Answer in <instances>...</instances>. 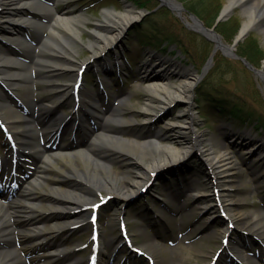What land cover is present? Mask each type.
<instances>
[{"label": "bare ground", "instance_id": "1", "mask_svg": "<svg viewBox=\"0 0 264 264\" xmlns=\"http://www.w3.org/2000/svg\"><path fill=\"white\" fill-rule=\"evenodd\" d=\"M59 1L50 5L46 0H0V43L11 46L9 53L0 49V82L8 89L24 88L20 94L22 101L17 105L22 103L30 108L26 114L17 105L8 107V94L0 90V118L18 148V167L28 176V181L17 178L18 186L11 195L5 191L0 194V264H82L81 258L70 256L80 244L69 243L67 236L84 222L87 212L83 209L97 202L96 192L103 190L106 196L125 202L146 184L137 188V182L131 179L133 173L136 179L145 175L149 181V174L185 163L192 152L204 148L200 147L202 144L210 146L204 150L208 152L204 164L216 199L210 200L199 189L190 195L202 198L200 208L208 212L209 218L214 216V202L226 211L228 222L220 229L222 238H228L229 225L234 222L248 234L264 238L263 209L237 215L232 211L235 200L228 190L233 186L232 174L238 168L232 149L225 141L219 146L212 145L205 134L192 133L194 87L199 77L190 69H180L176 62L169 63L170 60H165L158 72L149 66L142 67L139 82L147 95L140 110L125 108L121 95L116 98L119 107L102 113L96 104L101 100L100 94L84 90L78 80L87 67L96 72L112 71L103 62L104 57L117 49L123 31L137 21L139 14L132 5H127L122 13L105 10L104 21L97 25L94 38L86 45L90 57L77 61L76 45L81 37L78 25L86 19L74 8L58 11ZM173 6L181 14L180 7ZM237 6L243 9L244 17L235 42L256 29L264 35V0H228L222 10L223 18ZM193 20L190 25L196 31L205 28L197 19ZM24 30H31L32 37L21 35ZM205 35L215 44L216 51L235 56L234 46L223 44L216 32L207 31ZM256 74L264 82V72ZM66 76L63 83L53 81ZM41 83H49L50 94L44 104L33 102L39 98L32 96ZM68 103H72V113H59ZM178 104L184 108L169 117V122L156 130L128 137L132 128L153 124L155 118L168 115ZM100 114L107 119H99ZM136 117L141 121L135 122ZM225 130L223 127V137ZM69 133L73 136L62 140ZM245 136L240 135L241 141L246 140ZM256 145L245 148L243 153L258 150L257 160L264 162V139ZM119 162L127 171L119 173L112 169ZM255 175L260 178L257 181L260 187L264 183V170H257ZM2 187L6 188L5 184ZM6 189L8 192L12 185ZM119 242L116 236L108 241L100 239L94 263L105 264L106 247L115 243L116 247ZM156 242L141 249L161 252ZM228 248L241 264L263 262L264 253L258 257L251 255L243 244ZM214 264L234 263L230 260Z\"/></svg>", "mask_w": 264, "mask_h": 264}, {"label": "rangeland", "instance_id": "2", "mask_svg": "<svg viewBox=\"0 0 264 264\" xmlns=\"http://www.w3.org/2000/svg\"><path fill=\"white\" fill-rule=\"evenodd\" d=\"M141 1L144 3L146 0ZM172 1L181 6V14L172 12L168 8L158 7L160 3L157 0L147 1V9L157 8L150 14H146L147 10L139 8L133 0H64L66 4L59 6L58 11H63L68 7L74 8L80 11L86 19L78 25L81 37L77 40L76 45L77 61L90 57L86 45L94 38L97 25L104 21L105 10L122 13L126 10L127 5H132L136 13L139 14L137 21L125 28L119 45L114 51L120 57L121 66L112 67V74H102L101 70L96 72L87 67L82 75V87L84 90L100 92L98 85L102 83V88L110 89L116 96L119 93L126 94L125 108L140 110L146 103L147 95L144 85L139 82L140 72L144 66V63L141 62V55L154 49L156 52H162L163 58L170 60L169 63L176 62L180 69H190L196 77H199L194 87L192 133L205 134V139H209L212 145L219 146L222 141H228L227 144L232 148L234 158L238 160V168L232 174L231 179L233 186L228 190L230 198L235 200L232 204L233 213L237 215L258 209L264 210V183L258 187L257 181L260 178L255 175L257 170H264V162L258 161L256 154L243 153L247 146L256 142L261 144L264 139V82L247 69L239 59L227 56L226 52L220 49L215 52L211 66L202 75L203 67L211 57L215 44L192 28L190 24L194 21L192 17L198 19L205 29L216 32L223 44L234 46L236 57L239 53L244 54L243 57L254 64L255 70L263 72L264 35L260 33L259 29L252 30L236 43V35L243 23V9L237 6L230 15L219 19L228 0H190L192 3L181 0ZM192 4L196 5V9L190 8ZM148 27L151 29H147ZM146 31H151L150 35L158 34L153 42L155 47H143L138 43V37ZM20 33L27 37L33 35L31 30L20 31ZM174 42L175 44H173ZM162 44L164 45L163 50L156 47ZM245 46L252 49L251 52L246 51L243 48ZM9 48L11 51L10 45L0 43V49L3 52L9 53ZM110 55L111 52L104 57L103 62L106 64L111 62L112 65L113 60L109 61ZM150 67L157 72L158 67ZM59 78L53 80L54 83H63L67 76ZM48 84L37 85L41 89L39 93L41 98L37 101L38 103H46L45 100L50 94L47 88ZM2 89L8 91V88L0 82V90ZM23 93L24 88L11 89L10 91L13 96ZM15 99L17 98L15 97ZM113 102L114 99L110 98L108 106H111ZM68 106L69 104L61 108L59 112L67 113ZM238 107L241 109V115H239L245 120L247 119L246 123L233 118V110ZM183 108V104H178L171 112H168V115L155 118L153 124L142 128H132L129 131V137L136 133L143 134L146 131L156 130L158 126L169 122L168 118L176 115L177 111ZM135 120V122L141 121L138 117ZM223 127H226L224 137L221 135ZM239 134L247 135L246 141L241 142L237 139ZM68 137V135H64L63 139ZM188 137L192 138L193 134L189 133ZM206 145L202 144L200 146L204 147L202 150L192 152L185 163L172 168H164L162 173L166 176L165 181L154 177L147 185L146 191L140 192L139 190L135 197L129 198L125 202L109 199L100 206L98 224L100 225L101 239L108 241L111 236H116L119 239L121 236L119 224L122 219L136 245L144 246L150 242L155 244V241L159 240L158 244L162 251L155 253L150 251V254L156 259V264H206L217 252L219 253L217 261L224 262L230 259L228 258L230 252L228 246L238 244L246 245L249 250L253 252L258 250L261 253L264 238L260 239L248 234L243 231L238 222H234L230 223L229 237L226 240L223 239L220 229H223L228 222L225 217L226 211L219 206L220 204L214 202V216L209 218L208 212L200 208L202 198L197 199L190 195V192L199 189L201 190L200 194L209 195L210 200L216 199L213 196L215 193H212L214 192L213 187L204 164V159L207 156V152L204 150L210 147ZM0 155L1 159L11 156V149L3 139H0ZM112 169L119 173L127 171L120 166V162ZM131 179L137 182V188L144 185L147 180L145 175L136 179L134 173L131 175ZM103 195H105V191H97L94 200L101 201L100 196ZM89 207L90 210L86 209L87 213L83 222V224L86 223V226H80L67 236L69 243L84 244L83 249L71 253L72 258H81L84 264H89L90 260H87V257L94 244L91 241L90 233L92 226L88 222V215L92 209L91 205ZM185 230L194 239L188 249L181 247L167 249L165 247L166 240ZM113 246L112 244L105 249L107 259L105 261L107 262L112 255ZM112 257L114 260L112 264H148L144 257H136L129 253L124 245L119 248L116 256L112 255ZM123 258H125L124 262L120 263Z\"/></svg>", "mask_w": 264, "mask_h": 264}, {"label": "trees", "instance_id": "3", "mask_svg": "<svg viewBox=\"0 0 264 264\" xmlns=\"http://www.w3.org/2000/svg\"><path fill=\"white\" fill-rule=\"evenodd\" d=\"M134 1V3L136 4V5H138V7L139 8H144V9H146V10H148V11H150V10H152V8H150V9H147V1L148 0H146V1H144V3L141 1V0H133ZM182 2L183 1H189L190 3H192L190 0H181ZM190 8L191 9H196V5L195 4H192L191 6H190ZM195 13V12H194ZM214 19V17L212 18V20ZM216 19V18H215ZM146 25V24H145ZM148 26L150 25V24H147ZM147 29H151L150 27H148ZM138 30H140L141 31V29L140 28H138ZM151 32V31H150ZM150 32H144V33H141L140 34V40L144 43V44H153V42L156 40V37H158V34H155L154 33V35H150ZM253 42V41H252ZM255 43V42H254ZM256 44V43H255ZM246 51H248V52H251V50L252 49H250L249 47H243ZM209 53V51L207 52V54ZM239 55L240 56H244V54L242 55V53L240 54L239 53ZM209 56V55H208ZM246 58V57H245ZM247 59V58H246ZM249 61V60H248ZM250 62V61H249ZM251 63V62H250ZM253 64V63H252ZM254 65V64H253Z\"/></svg>", "mask_w": 264, "mask_h": 264}, {"label": "water", "instance_id": "4", "mask_svg": "<svg viewBox=\"0 0 264 264\" xmlns=\"http://www.w3.org/2000/svg\"><path fill=\"white\" fill-rule=\"evenodd\" d=\"M157 1H159V7H162V6H165V7H168L171 11H173V12H178V10H176L175 8V6H173V2L172 1H170V0H157ZM223 16H222V14L220 15V17H219V19H221ZM198 21V20H197ZM199 23L200 24H202L200 21H199ZM207 31H210V30H208V29H200L198 32H200V33H202V34H204L205 35V32H207ZM210 61H211V58L209 59V61L207 62V65H206V67H209V65H210ZM247 64V63H246ZM248 66V65H247ZM249 67V66H248ZM249 68H251V67H249ZM252 69V68H251ZM163 175V173L162 172H160V173H158V175H157V177L158 178H160V177H163L162 176Z\"/></svg>", "mask_w": 264, "mask_h": 264}]
</instances>
